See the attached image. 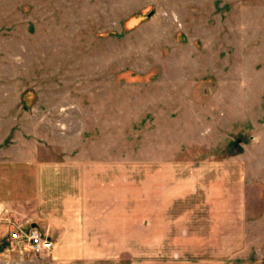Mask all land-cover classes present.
I'll return each instance as SVG.
<instances>
[{
  "label": "rangeland",
  "instance_id": "374dc122",
  "mask_svg": "<svg viewBox=\"0 0 264 264\" xmlns=\"http://www.w3.org/2000/svg\"><path fill=\"white\" fill-rule=\"evenodd\" d=\"M18 141L49 163L124 173L148 222L152 172L195 181L160 221L185 214L190 247L144 235L121 264L200 253L209 187L216 218L238 220L240 253L264 264V0H0V160ZM11 209L5 219L22 221L23 204ZM57 247L0 264H112L61 261Z\"/></svg>",
  "mask_w": 264,
  "mask_h": 264
},
{
  "label": "crops",
  "instance_id": "0c3cea01",
  "mask_svg": "<svg viewBox=\"0 0 264 264\" xmlns=\"http://www.w3.org/2000/svg\"><path fill=\"white\" fill-rule=\"evenodd\" d=\"M25 144L16 142L0 160V247L10 242L11 230L2 218L8 216L6 210L17 203L23 204L18 215L23 216L20 222L25 223L26 228L35 227L60 243L55 253L61 261L121 264L126 255L135 254L127 253V242H142L144 235H149V240L156 246L163 240L182 241L184 249L190 247L192 238H197L192 236L185 214L182 220L168 218L160 223L178 200L197 194L195 181L183 180L174 184L171 183V171L152 172L150 207L146 208L150 211L148 222L143 219L141 209V185L136 188L134 203H128L124 173H115L108 167L96 168L93 160L79 157L73 160L74 163L59 166L26 153ZM164 176L167 184L160 187ZM220 203L217 190L209 187L204 203L197 205L202 209L205 206L210 218L203 235H198V243H202L198 247L200 253L181 250L168 254L151 253L147 257L149 260H141L140 264L251 263L252 253H240L236 245L239 241L238 220L223 224L217 219L222 217V213L216 212L220 210ZM222 226L226 227L224 233ZM64 243H72L70 249H65L68 244ZM97 243L106 245L99 247ZM11 253L24 252L0 248V262H10L14 257Z\"/></svg>",
  "mask_w": 264,
  "mask_h": 264
},
{
  "label": "built area",
  "instance_id": "2783aa9c",
  "mask_svg": "<svg viewBox=\"0 0 264 264\" xmlns=\"http://www.w3.org/2000/svg\"><path fill=\"white\" fill-rule=\"evenodd\" d=\"M5 212V211H3ZM8 212V210H6ZM11 228L9 241L24 253H49L53 248V241L42 234L35 227L26 228L25 223L2 218Z\"/></svg>",
  "mask_w": 264,
  "mask_h": 264
},
{
  "label": "water",
  "instance_id": "95a60500",
  "mask_svg": "<svg viewBox=\"0 0 264 264\" xmlns=\"http://www.w3.org/2000/svg\"><path fill=\"white\" fill-rule=\"evenodd\" d=\"M151 15H152V13L149 14V16H151Z\"/></svg>",
  "mask_w": 264,
  "mask_h": 264
}]
</instances>
